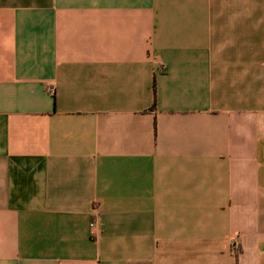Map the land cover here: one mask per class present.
Segmentation results:
<instances>
[{"label": "crops", "instance_id": "obj_1", "mask_svg": "<svg viewBox=\"0 0 264 264\" xmlns=\"http://www.w3.org/2000/svg\"><path fill=\"white\" fill-rule=\"evenodd\" d=\"M0 264H264V0H0Z\"/></svg>", "mask_w": 264, "mask_h": 264}]
</instances>
